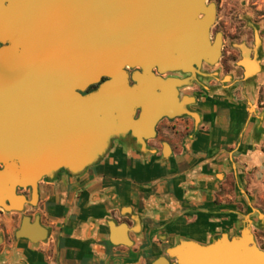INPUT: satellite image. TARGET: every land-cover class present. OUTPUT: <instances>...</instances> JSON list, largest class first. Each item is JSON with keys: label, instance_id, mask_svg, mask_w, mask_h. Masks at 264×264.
Instances as JSON below:
<instances>
[{"label": "water", "instance_id": "1", "mask_svg": "<svg viewBox=\"0 0 264 264\" xmlns=\"http://www.w3.org/2000/svg\"><path fill=\"white\" fill-rule=\"evenodd\" d=\"M216 18L212 0H0V208L23 213L44 178L83 172L116 139L143 143L164 115H192L180 88L220 58ZM30 220L18 236L46 237ZM251 221L232 239L182 240L168 253L180 264H264Z\"/></svg>", "mask_w": 264, "mask_h": 264}, {"label": "crops", "instance_id": "2", "mask_svg": "<svg viewBox=\"0 0 264 264\" xmlns=\"http://www.w3.org/2000/svg\"><path fill=\"white\" fill-rule=\"evenodd\" d=\"M219 99L202 101L206 122L162 157L139 153L132 139L116 141L83 172L40 181L37 205L23 213L0 208V264H156L158 239L215 231L207 218L217 210L204 213L215 203L209 177L223 159L227 116L238 126L236 109ZM24 215L30 223L39 217L46 237L18 236Z\"/></svg>", "mask_w": 264, "mask_h": 264}, {"label": "flooded vegetation", "instance_id": "3", "mask_svg": "<svg viewBox=\"0 0 264 264\" xmlns=\"http://www.w3.org/2000/svg\"><path fill=\"white\" fill-rule=\"evenodd\" d=\"M252 4L255 5L257 2ZM223 6L224 3L217 2V18L211 28L212 41L215 40L218 33H221L222 53L220 58L214 65L204 61L202 66L198 68L200 72L197 73V78L193 80V84L180 88V98L186 95L184 102L196 115L177 116L174 118L166 115L162 116L155 126V134L153 136L150 135L151 137L149 136L143 143L132 139L139 153L142 152L140 149L142 145L144 150L148 149L147 153L151 157H162L165 152L168 153L170 151L169 145L177 146L175 143L176 138L182 140L184 137L199 130L195 127L197 121L203 120L206 122L205 118H207V115L201 110L203 100L210 102L215 100L217 96H224L230 103H235L240 98L244 88L248 85H253L254 81L264 71V24L261 25V21L257 19L264 17V14H259L257 18L249 20L244 17V14L240 13L241 10H238L236 5L222 9ZM222 11L223 13L221 14ZM236 16H239V19ZM191 74L190 72H177L169 75L184 78ZM247 74H252V76L249 78ZM162 75L167 77L166 74ZM200 81L204 82L208 88L203 86ZM185 89H193L194 91L184 93L183 90ZM248 117L249 113L244 117L242 126L238 131L239 127L231 125L233 118L228 115L227 121L230 124V130L227 134L225 132L226 139L238 142L240 138L241 143H245L244 135L241 132L247 124ZM202 126L204 127V124ZM204 132L208 133L207 130ZM116 141L121 142L116 139L113 144ZM26 190H28L26 194L30 195V189ZM226 232L229 234L230 239L235 235L241 234V231ZM223 233L213 231L205 237H197L190 234L170 235L172 240L168 239L169 241L166 240V242L158 239L159 249L154 261L156 264H180L175 256H171L168 253L169 248L175 247L182 240H194L201 244L211 243L221 237ZM258 245L264 249L260 243Z\"/></svg>", "mask_w": 264, "mask_h": 264}, {"label": "rangeland", "instance_id": "4", "mask_svg": "<svg viewBox=\"0 0 264 264\" xmlns=\"http://www.w3.org/2000/svg\"><path fill=\"white\" fill-rule=\"evenodd\" d=\"M212 1L216 4L224 3L222 9L236 5V8L241 10L240 13L249 20L264 14V0ZM253 2L257 4L253 5ZM236 18L239 19V16ZM257 19L261 21V25L264 24L263 16ZM200 83L208 88L204 82ZM193 91L183 90L184 93ZM217 98L218 100L223 98L222 102L236 109L234 119L238 124V131L244 117L249 113L247 124L241 132L246 144L241 143L240 138L238 142L226 139L228 142L221 146L218 154H222L223 159L220 166L215 169L216 173H210L213 176L209 177V181L214 182L215 203H206L204 213L208 215L210 214L208 210L214 208L217 210L216 214L207 218L211 220L217 232L241 231L249 216L252 220L250 227L254 238L264 247V71L253 85L244 88L235 103H230L224 96ZM22 192L26 193L28 190L23 189Z\"/></svg>", "mask_w": 264, "mask_h": 264}, {"label": "bare ground", "instance_id": "5", "mask_svg": "<svg viewBox=\"0 0 264 264\" xmlns=\"http://www.w3.org/2000/svg\"><path fill=\"white\" fill-rule=\"evenodd\" d=\"M210 37H211V32H210ZM202 66V65H201ZM200 66V67H201ZM191 76V75H190ZM192 115H196L194 112H190ZM150 136V135H149ZM36 201V198L34 199Z\"/></svg>", "mask_w": 264, "mask_h": 264}, {"label": "trees", "instance_id": "6", "mask_svg": "<svg viewBox=\"0 0 264 264\" xmlns=\"http://www.w3.org/2000/svg\"><path fill=\"white\" fill-rule=\"evenodd\" d=\"M95 88V86H92L91 89Z\"/></svg>", "mask_w": 264, "mask_h": 264}]
</instances>
